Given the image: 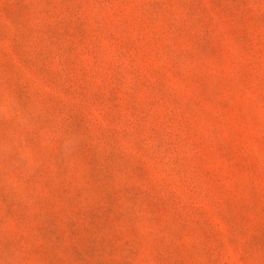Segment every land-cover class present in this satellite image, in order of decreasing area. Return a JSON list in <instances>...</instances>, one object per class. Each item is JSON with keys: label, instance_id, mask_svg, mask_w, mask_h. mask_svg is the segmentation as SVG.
I'll return each mask as SVG.
<instances>
[{"label": "rangeland", "instance_id": "1", "mask_svg": "<svg viewBox=\"0 0 264 264\" xmlns=\"http://www.w3.org/2000/svg\"><path fill=\"white\" fill-rule=\"evenodd\" d=\"M0 264H264V0H0Z\"/></svg>", "mask_w": 264, "mask_h": 264}]
</instances>
